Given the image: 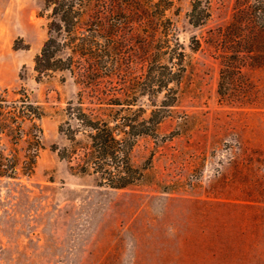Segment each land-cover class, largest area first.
Wrapping results in <instances>:
<instances>
[{"label":"rangeland","instance_id":"obj_1","mask_svg":"<svg viewBox=\"0 0 264 264\" xmlns=\"http://www.w3.org/2000/svg\"><path fill=\"white\" fill-rule=\"evenodd\" d=\"M190 1L122 0L132 22L98 32L108 37L99 49L113 67L95 72L88 64L97 57L82 54L72 69L38 74L33 57L50 8L43 0H0V92L26 95L40 112L21 121L18 139H2L16 165L0 175V264H264V34L242 66L245 88L219 95L220 57L230 53V39L250 32L236 26L237 7L253 5L208 0L209 15L192 25ZM147 61L165 77L180 69L171 89L138 93ZM121 83L144 114L159 107L164 116L154 134L134 137L128 155L139 178L112 188L79 170L88 139L68 124L65 106L79 100L102 115L99 97ZM31 121L38 145L29 141Z\"/></svg>","mask_w":264,"mask_h":264},{"label":"trees","instance_id":"obj_2","mask_svg":"<svg viewBox=\"0 0 264 264\" xmlns=\"http://www.w3.org/2000/svg\"><path fill=\"white\" fill-rule=\"evenodd\" d=\"M109 1L94 0L95 9L85 15V9L93 2L92 0H43L50 11L46 23V36L33 57V69L38 74L55 69H72L82 54L87 55L88 59L97 57L94 61L96 66L92 68L93 65L90 62L88 64L95 72L97 67L106 63L113 67L115 60L106 59L108 55L99 49L100 45L108 46V37L98 32L108 28H119L123 23L132 22L133 19H128L126 4L122 3V0L118 3ZM243 3H250L249 6L253 5V8L250 12L243 10V7H237L239 13L235 18L236 26L241 29L244 23L249 26L250 32L245 35L241 30L235 38L230 39L229 46L232 48L230 53H224L220 57L216 88L219 95L230 93L234 88L239 90L245 88L242 66L247 62L246 57H255L254 52L250 53L253 51L251 44L259 33L264 34V0L250 2L243 0ZM208 15V0L190 1L187 19L192 25L202 23ZM96 62H99L98 65ZM179 70L172 72L173 77L169 75L165 77L161 71L155 70L152 61H147L141 81L143 87L138 93L152 96L161 88L171 89L167 87V83L169 80L177 81ZM136 82L137 79L132 84ZM127 86L121 83L120 88L115 90L111 97L105 95L99 97L101 105L106 106V111L101 113L102 115L96 113L92 115L82 110L79 100L74 107H71L70 100L65 106L68 124L73 125L74 130L84 132L88 139V146L82 151L79 170L95 173L97 184L112 188L123 187L139 178L140 170L130 163L128 155L134 137L139 134H154L157 123L164 116V109L159 107L150 108L144 114L145 107L137 99L136 93ZM171 96L173 98V95ZM170 102L167 101L166 104ZM133 104L137 106L132 107ZM39 115L36 105L28 101L26 95L8 99L0 92V175L11 176L16 165V155L2 139L15 141L20 135L21 121L24 118L31 120ZM31 122L36 129L31 133L29 141L33 140L38 145L40 128L34 121ZM66 135L69 138L73 137L72 132ZM34 150L36 146L33 154Z\"/></svg>","mask_w":264,"mask_h":264},{"label":"crops","instance_id":"obj_3","mask_svg":"<svg viewBox=\"0 0 264 264\" xmlns=\"http://www.w3.org/2000/svg\"><path fill=\"white\" fill-rule=\"evenodd\" d=\"M201 249L205 248L204 242L201 241V245H200Z\"/></svg>","mask_w":264,"mask_h":264}]
</instances>
